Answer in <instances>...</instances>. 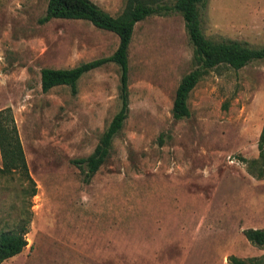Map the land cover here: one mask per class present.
Wrapping results in <instances>:
<instances>
[{
    "label": "rangeland",
    "instance_id": "1",
    "mask_svg": "<svg viewBox=\"0 0 264 264\" xmlns=\"http://www.w3.org/2000/svg\"><path fill=\"white\" fill-rule=\"evenodd\" d=\"M112 16L127 0H91ZM175 0L160 4L172 6ZM47 0H0V110L11 109L28 173L0 174V230L26 225L27 245L0 264H229L261 259L245 228H264V59L207 70L172 116L180 79L194 68L182 16L169 10L134 26L128 114L104 162L87 157L120 108V69L107 63L43 92L44 67L110 55L113 32L82 19L45 23ZM204 36L264 46V0L199 5ZM1 165V154H0ZM10 177V178H9ZM24 221V222H23Z\"/></svg>",
    "mask_w": 264,
    "mask_h": 264
},
{
    "label": "trees",
    "instance_id": "2",
    "mask_svg": "<svg viewBox=\"0 0 264 264\" xmlns=\"http://www.w3.org/2000/svg\"><path fill=\"white\" fill-rule=\"evenodd\" d=\"M162 0H127L123 11L112 16L91 0H47V6L40 23L53 18L82 19L95 27L113 32L118 36L116 49L108 56L92 59L70 68L44 67L40 71L41 89L47 92L58 85H66L72 94L77 92V82L85 73L107 63H115L120 69V108L105 129L99 144L87 157L73 160L79 166L84 165L86 177L92 175L106 159L111 142L122 128L128 114V49L132 40L134 26L144 18L168 13H179L184 21L188 41L192 46L194 68L179 81L172 104V116L181 119L190 115L188 97L200 77L209 69L226 64L240 69L252 61L264 59V46L252 48L237 41L214 42L206 38L199 22V5L205 6L208 0H175L172 6L160 4ZM260 156H264V121L258 139ZM0 174L2 176L23 174L30 182V196L36 194V186L28 173L24 151L19 139L17 126L11 109L0 110ZM9 177V178H10ZM24 222V221H23ZM243 235L254 246L264 248V228H245ZM26 225L18 228L0 230V262L20 253L27 245ZM229 264H264L261 259L240 260L234 256Z\"/></svg>",
    "mask_w": 264,
    "mask_h": 264
}]
</instances>
